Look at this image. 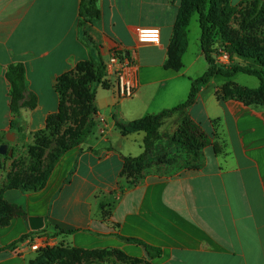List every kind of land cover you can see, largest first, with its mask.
Returning <instances> with one entry per match:
<instances>
[{
    "label": "crops",
    "instance_id": "obj_1",
    "mask_svg": "<svg viewBox=\"0 0 264 264\" xmlns=\"http://www.w3.org/2000/svg\"><path fill=\"white\" fill-rule=\"evenodd\" d=\"M219 1L222 8L238 6V14L253 0ZM184 2L97 0L100 19L83 23L82 0H0V145L9 133L16 137L15 147L32 145L48 118L60 112V81L93 58L105 62L114 50L126 52L136 63L138 85L130 99L93 86L92 133L64 152L42 189L11 186L1 156L0 199L25 214L0 225V264H28L35 259L28 241L57 232H70L56 238L67 247L109 251L100 264H264V104L223 99L221 88L229 79L218 76L201 87L187 111L213 138L218 154L208 147L200 168L151 173L137 183L123 175L124 158L144 152L146 134L124 135L120 126L182 105L192 81L208 71L201 29L197 51L187 56L198 15L188 28V48L179 60L183 67L171 68L178 63ZM153 28L160 30V42H141L139 30ZM16 64L26 67L27 95L39 99L19 117L9 109L6 78ZM97 116L105 118V131ZM174 117L180 123L183 116ZM17 121L19 130L13 128ZM17 155L18 150L11 160ZM143 244L159 249L160 256L151 258Z\"/></svg>",
    "mask_w": 264,
    "mask_h": 264
},
{
    "label": "trees",
    "instance_id": "obj_2",
    "mask_svg": "<svg viewBox=\"0 0 264 264\" xmlns=\"http://www.w3.org/2000/svg\"><path fill=\"white\" fill-rule=\"evenodd\" d=\"M238 6L233 7L226 5L221 7L219 0H185L183 8L179 16V56L178 63L172 65L171 68L178 71L183 66L179 63L182 55L186 52L189 44L188 40V28L190 26L191 19L194 15H198L200 29H201V47L202 52L209 64L208 71L200 78L192 81V87L188 99L182 105L165 110L157 115L148 116L130 126H120L124 135H129L137 132H144L145 137V150L138 157H125L123 175H128L131 171H140L144 167L150 164L152 158L153 149L158 140L161 139L160 130L164 122L176 114H180L182 117L176 131L172 136V143L178 148H189L197 153H202L206 148L213 147L215 154L220 152V149L216 143L213 142V138L206 133L203 127L195 122L189 115H187L188 109L195 103L200 88L207 85L213 78L222 76L230 81L225 83L221 88V95L223 99H228L232 96L240 98H249L248 96L263 95L264 94V52L258 50L247 51L243 46L244 32H252L254 27L260 24H264V0H253L251 8L245 11V16L241 22V36L240 38H234L230 36L228 31L229 24L235 14L238 12ZM81 17L83 23L92 22L100 19L101 11L97 5V0H82L81 3ZM248 33V32H247ZM218 48H224L231 54V60L233 65L226 68L217 64L216 55ZM242 58L250 61L254 65H243L241 63L234 64V58ZM245 74L248 76L256 77L260 85L256 89L242 88L232 81L237 74ZM106 75V66L102 58L91 59L86 65L81 66L76 72H73L65 76L59 84L58 93L61 97L60 112L56 115H52L48 118L47 127L45 130L39 132L35 136V149L31 154V169L32 173L38 174L39 178L36 180H18L11 181V186L18 187L24 191H36L42 189L51 174L55 164L64 154L65 151L80 145L86 138L92 133L94 128L93 116L96 113L94 100L95 91L94 85H103L108 88V84L103 80ZM6 78L11 84L10 90V104L9 109L11 113L20 116L23 108H35L38 105L39 99L36 94L27 95L26 87V67L23 64L11 65L7 72ZM76 96V103L81 105V113L79 118L76 119L80 127V130L72 134L70 139L61 144L60 149L57 150L55 156L50 161L46 170L43 171V157L47 149L52 145L50 139L58 138L62 134V130L66 122L69 119V111L72 105V98ZM249 104H260L257 102L246 101ZM13 128L19 130L18 121L13 124ZM16 155V150L12 149L8 154V159H13ZM16 176V175H15ZM29 176L26 174V177ZM13 179V178H12ZM137 183V182H133ZM24 211L15 204H11L0 199V225H8L13 216H23ZM69 234L70 232H57L56 236L63 234ZM44 234V233H42ZM23 238L21 241H23ZM126 242L139 243L135 239L121 238ZM140 244V243H139ZM148 255L151 258L159 257L161 251L159 249L144 245ZM14 245L9 246L13 248ZM66 249V250H64ZM60 251L61 253H69L72 255H85L94 256L98 260H105L109 251H84L77 250L75 248L67 247L61 242L51 248L42 249L38 253ZM104 262V261H103ZM28 264H37L36 260L30 261Z\"/></svg>",
    "mask_w": 264,
    "mask_h": 264
},
{
    "label": "rangeland",
    "instance_id": "obj_3",
    "mask_svg": "<svg viewBox=\"0 0 264 264\" xmlns=\"http://www.w3.org/2000/svg\"><path fill=\"white\" fill-rule=\"evenodd\" d=\"M245 16V11H240L234 19H232L231 26L229 27V35L234 36V38H240V28L242 19ZM255 30L252 32L247 31L242 34L244 36L240 39H243L244 48L249 50H258L264 52V24L257 25L254 27ZM190 49L188 51V58L194 56L195 52L199 47V37H200V28L198 22V16H194L191 27H190ZM240 60L234 58V64H237ZM220 80H226L224 78H219ZM233 81L240 85L241 87L248 88H256L259 85V80L256 77L248 76L245 74H237ZM249 98H240L236 96H232L228 99L238 98L242 102L246 103V101L250 102H259L260 104H264V94L263 95H255L248 96ZM76 96L72 98V105H70L71 109L69 111V121L65 123L64 128L62 130V134L56 138L50 139L52 145L49 149L46 150L43 157V171H45L47 166L49 165L52 158L55 156V153L58 149H60L61 144L68 141L70 139L69 136L78 132L80 127L85 126L86 124L80 126L76 119L79 118L81 113V105L76 103ZM181 117L180 114H176ZM174 115V116H176ZM172 116L168 118L161 130V139L158 140L153 149L152 158L150 160V164L144 167L140 171H131L127 176L131 179V182H139V180L146 175L151 173H159V174H167L172 175L183 169H198L202 166L204 161L203 152L197 153L192 149L187 148H178L176 145L172 143V136L176 131L179 125L178 117ZM8 135V134H7ZM6 138H3L1 143L6 144L8 146V152L11 153L12 149L18 150L17 158L12 161L8 159L7 154L2 155L4 158V167L3 171H8V176L10 181L14 180L15 182L18 177V180H36L39 178L38 174L32 173L31 167V154L35 149V141L32 145H29L27 148L21 149V147H15L14 143L16 142V137L13 141H8ZM33 150V151H31ZM2 164V163H1ZM2 169V165L0 166ZM26 174L29 176L26 177ZM16 175V176H15ZM13 178V179H12ZM22 181V180H21ZM66 250V249H64ZM37 264H100L105 261L103 258L98 260L94 256H85L81 254L72 255L69 253H61L60 251L49 252V253H38L35 252V259Z\"/></svg>",
    "mask_w": 264,
    "mask_h": 264
},
{
    "label": "built area",
    "instance_id": "obj_4",
    "mask_svg": "<svg viewBox=\"0 0 264 264\" xmlns=\"http://www.w3.org/2000/svg\"><path fill=\"white\" fill-rule=\"evenodd\" d=\"M139 38L141 42L156 44L160 42L161 32L157 28L139 30ZM216 61L218 65L226 68L233 65L231 54L224 48H218ZM105 66L106 75L103 80L108 84V88L114 92L118 99L133 98L138 88L135 61L127 56L126 52L114 50L108 55L105 61ZM96 119L101 124V131H105V118L97 116ZM56 238L61 237L38 236L37 238L28 241V245L32 251L38 252L42 249L51 248L63 242L62 239L58 242Z\"/></svg>",
    "mask_w": 264,
    "mask_h": 264
},
{
    "label": "water",
    "instance_id": "obj_5",
    "mask_svg": "<svg viewBox=\"0 0 264 264\" xmlns=\"http://www.w3.org/2000/svg\"><path fill=\"white\" fill-rule=\"evenodd\" d=\"M15 139V135L13 133H9L7 135L8 141H13ZM8 153V146L6 144L0 145V165H1V156L6 155Z\"/></svg>",
    "mask_w": 264,
    "mask_h": 264
}]
</instances>
